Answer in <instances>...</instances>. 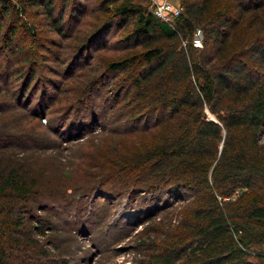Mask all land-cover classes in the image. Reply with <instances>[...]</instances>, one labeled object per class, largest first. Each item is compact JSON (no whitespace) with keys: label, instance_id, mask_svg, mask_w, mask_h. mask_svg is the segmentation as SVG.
Masks as SVG:
<instances>
[{"label":"trees","instance_id":"obj_1","mask_svg":"<svg viewBox=\"0 0 264 264\" xmlns=\"http://www.w3.org/2000/svg\"><path fill=\"white\" fill-rule=\"evenodd\" d=\"M177 1L172 28L148 0H0V115L12 113L0 120V264H14V249L35 252V232L50 224L38 213L61 187L44 153L60 144L43 136L57 133L52 121L43 132L33 122L79 75L62 126L75 114L69 128L88 130L94 115L88 124L77 113L106 89L104 115L120 146L95 151L85 194L168 197L137 234L139 264H264V0ZM87 15V31L78 30ZM197 29L202 48L193 46ZM48 31L71 38L68 56ZM95 49L113 52L77 68ZM139 135L147 140L132 141Z\"/></svg>","mask_w":264,"mask_h":264},{"label":"rangeland","instance_id":"obj_2","mask_svg":"<svg viewBox=\"0 0 264 264\" xmlns=\"http://www.w3.org/2000/svg\"><path fill=\"white\" fill-rule=\"evenodd\" d=\"M148 1V11L150 12L151 0ZM174 1L178 2L177 0ZM29 18L35 22H40L42 15H30ZM91 20V15H87L77 29L86 32L88 26L85 22ZM129 30L130 27L113 33L108 38V45H112L116 40L125 36ZM48 36L63 46L59 49V56L62 59L68 56V50L64 46H67L71 38H60L59 34L51 31H48ZM21 40L22 38L17 37L18 44L15 43V46L25 44V42L21 43ZM197 48H202V46ZM96 50L94 51L98 53L94 56L90 57L91 53L85 54V58L78 61L77 68H80L78 67L79 64L87 62H90L89 68H94V64L97 63L96 60L100 56L110 55L113 52L112 50L104 51V49ZM12 62L13 60L10 61V63ZM53 67L56 68V71L60 68L56 63H53ZM89 68H83L80 74ZM64 71L66 72L65 69ZM45 74L50 77L53 76L47 72ZM78 77L80 75L67 78L66 82H63L62 91L64 93L57 98L47 114L38 120L39 122L37 120L33 122L36 127H42V132L49 120L54 126L52 130L57 129L55 135L47 129L48 132L43 136H47L51 141L56 140L60 144L59 149L57 151L48 149L44 154L54 156L47 162L55 164L48 175L50 180L60 185L61 192L59 191L57 194L58 201L53 204L50 203L48 211L38 213L41 214V218L48 217L50 224L48 228L40 229L43 231L35 232V237L39 239L37 249L33 253L21 248L14 249L10 257L14 264H139L142 255L137 247L136 237L147 225L146 222L155 216L148 211L152 207L158 208L169 202L166 196L160 201L150 194L143 193L134 196L132 193L126 192V194L118 196L115 193L109 194L96 190L91 194H85L90 185L89 172H91V166L97 162L94 157L100 158L101 156L95 151L101 148L108 150L120 146H118V139L109 133L111 126L109 125L110 120L106 117L108 114L104 115L106 89H101L99 94H92L93 97L91 96L84 104L85 107L83 106L84 108L77 113V117L80 120L86 119L88 124V119L94 115V122L89 124L88 130L80 133L69 128L70 122L75 120V114L71 119L66 120L67 122L62 126L64 117L72 108L70 99L76 94L72 95L73 91L78 92L76 89ZM54 78L60 79L58 76ZM48 92L52 97L56 93L53 90ZM50 99L51 97L48 98V100ZM0 101L3 102V100ZM34 103L35 99L33 100ZM10 111L0 115V120L10 117L12 115ZM207 115L210 119H214L208 111ZM28 119H23L20 124L31 127V124L26 122ZM146 140V135L132 138V141L136 143H144ZM117 183L113 189L116 192L123 189L122 184ZM163 215L164 213L160 211L156 214L158 218Z\"/></svg>","mask_w":264,"mask_h":264},{"label":"built area","instance_id":"obj_3","mask_svg":"<svg viewBox=\"0 0 264 264\" xmlns=\"http://www.w3.org/2000/svg\"><path fill=\"white\" fill-rule=\"evenodd\" d=\"M150 12L155 18L167 23L173 28L175 20L181 15L182 8L174 0H151ZM193 45L195 47L202 46V32L200 29L194 32Z\"/></svg>","mask_w":264,"mask_h":264},{"label":"water","instance_id":"obj_4","mask_svg":"<svg viewBox=\"0 0 264 264\" xmlns=\"http://www.w3.org/2000/svg\"><path fill=\"white\" fill-rule=\"evenodd\" d=\"M213 120V119H212Z\"/></svg>","mask_w":264,"mask_h":264}]
</instances>
